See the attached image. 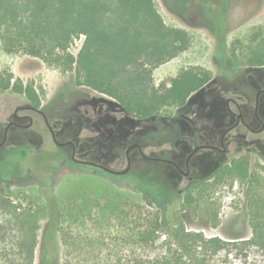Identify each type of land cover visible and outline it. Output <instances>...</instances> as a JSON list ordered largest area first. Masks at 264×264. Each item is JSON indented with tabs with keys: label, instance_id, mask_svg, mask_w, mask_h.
Segmentation results:
<instances>
[{
	"label": "trees",
	"instance_id": "trees-1",
	"mask_svg": "<svg viewBox=\"0 0 264 264\" xmlns=\"http://www.w3.org/2000/svg\"><path fill=\"white\" fill-rule=\"evenodd\" d=\"M82 35L83 45L75 55L70 47ZM0 41L6 53H25L63 72L74 71L77 86L113 98L139 120L186 105L213 77L206 67L194 65L183 68L169 84L154 83V70L191 45L190 34L167 24L155 0H0ZM233 57L242 66L263 67L264 30H256L245 52H234ZM13 78L12 73L0 72V90L25 95L40 105L35 85L20 78L12 82ZM225 182L245 186L251 236L224 239L189 230L177 212L170 213L169 207L180 200L179 192L149 188L141 181L137 185L152 194L159 211H145L121 190L94 198L73 191L65 198L68 206H62V216L58 213L46 229L42 264H59L55 253L59 218L80 220L91 210H97L106 229L117 226L129 232L136 249L130 264H264L262 175L251 169L250 157L244 155L219 168L206 184L212 188ZM204 196L202 186L185 202L193 205ZM30 202L23 207L13 193L0 190V263L35 264L40 221L49 209L44 202ZM203 202L207 212L211 210L209 200ZM213 216L216 221L218 212Z\"/></svg>",
	"mask_w": 264,
	"mask_h": 264
},
{
	"label": "rangeland",
	"instance_id": "rangeland-1",
	"mask_svg": "<svg viewBox=\"0 0 264 264\" xmlns=\"http://www.w3.org/2000/svg\"><path fill=\"white\" fill-rule=\"evenodd\" d=\"M155 2L167 24L183 28L190 34L191 45L188 50L154 70V83L169 84L183 68L194 65L206 67L212 72L213 77L202 90L191 95L185 106L166 108L159 116L148 120L133 118L121 107L116 116V124L109 121L104 127L101 126L102 131L96 126H89V130L83 133L81 138V141L90 144L92 153L88 159L118 170L127 168L126 150L132 143L141 145L143 151L149 155L151 153L161 155L163 149L170 147L172 139L182 131L178 124L187 113L199 111L200 117L196 124L198 129L211 128L212 131L225 129L223 94L230 92L232 95L239 89L250 90L246 82L247 75H250L252 70L249 67L236 66L232 59L233 53L240 55L245 52L252 34L256 30H264V0H155ZM80 39L81 37L76 39L70 47L75 55L79 53L84 42ZM0 72L12 73L14 75L12 82L20 78L25 84H34L40 92L42 102L47 105L59 88L75 81L74 71L63 72L59 68L48 66L42 59L25 53H6L2 49L1 41ZM258 72L261 73L260 70ZM81 88L83 91L81 97L70 96V100L64 101L65 103L62 99L58 100L57 105L60 109L58 113L50 107L53 121L60 120L67 125L66 130L58 135L60 141L77 142L78 129L81 126L80 116L87 114L85 109L79 106L85 97L104 98L118 104L113 98L91 88ZM17 103L19 98L15 93L0 90V116ZM53 103L54 101L51 105ZM214 107L220 108L213 113L211 111L215 110ZM247 111L250 115L251 109ZM89 113L92 121L102 122V119L95 116L96 114ZM260 115L264 120V100ZM196 139L197 143L203 140L199 134ZM50 143L45 145L43 150L26 158L14 152L4 164H0V182L4 176L11 178L22 174L26 177L27 171H30L40 177L46 176L44 186L54 184L53 191L48 194L40 192L37 186H11L9 191L13 193L15 201L21 203L23 207L30 205L32 199L45 204L54 201L52 198L59 201L56 206L51 204L48 215L40 221L35 264H42V246L49 223L56 220L58 213L62 216L64 212L62 206H68V202L64 205L65 200L67 201L65 198L71 197L73 191L79 190L85 193V196L94 198L121 190L145 206V211L149 209L159 211L156 199L150 192L145 191V188L138 186L137 182L142 181L146 187L155 189L166 186H177L179 189L188 183V179L178 178L183 182L181 186L175 185L174 177L177 175L168 176L167 166L160 162H149L145 158L137 157L139 154L137 148L131 151L132 162L129 172L125 175H111L90 165H78L75 161L54 160L49 148L55 150L57 155L65 156L66 152V156L70 157L71 147L68 146L64 152L59 153L58 148ZM177 145L185 148L184 142L178 141ZM242 146L243 155H249L251 169L262 175L264 185V132L249 134ZM185 149V153H188L189 150ZM169 154L173 155L174 152L170 151ZM237 154L239 152L232 148L228 157ZM78 158L83 157L78 155ZM205 165L206 167L210 165L205 180L212 181L214 171L221 167L222 160L220 157L215 160L209 159ZM194 174L196 182L204 181L200 172ZM191 192L179 193L180 200L169 207L170 213L177 212L189 230L203 232L208 237L221 236L224 239L252 235L245 206V186L240 182L234 184L225 182L216 187L204 188L203 200L204 198L205 201L209 200L211 209L208 212L203 200H196L193 205L186 204L185 199ZM215 211L218 212L216 221L213 216ZM171 218L169 214V219ZM58 224L55 253L59 258V264H130V259L136 251L129 232L117 226L106 229L97 210H91V213H86L80 220L71 221V218L67 219L66 216L60 217Z\"/></svg>",
	"mask_w": 264,
	"mask_h": 264
},
{
	"label": "flooded vegetation",
	"instance_id": "flooded-vegetation-1",
	"mask_svg": "<svg viewBox=\"0 0 264 264\" xmlns=\"http://www.w3.org/2000/svg\"><path fill=\"white\" fill-rule=\"evenodd\" d=\"M232 59L236 66L245 67L240 65L233 57ZM249 68H251L252 71L250 75H247L248 80L246 85L250 88V90L239 89L235 90L232 95L230 92V94H223L225 98V129H216L213 131L211 128H207L205 130H203V128L198 129L196 124L198 118L200 117L199 111H197V113H187L185 114L183 120L178 124V127H180L182 131L172 139L170 147L163 149L161 155L153 153L149 155L144 152L147 155L146 157L142 153L143 149L141 145L138 143H132L129 145L126 150L128 171L124 174L112 173L102 167L90 163L93 162L102 164L100 162L88 159L92 153L90 144L86 141H81L83 133L85 134L91 125L96 126L98 130L102 131L103 128L101 126L104 127L109 121L116 124V116L121 110V106L119 104L113 103L104 98L91 99L85 97L86 99L84 98L81 100L79 106L85 109L84 111H86L87 114L85 116H80L81 126L78 129L77 142L72 140L60 141L58 139V135L66 130L67 125L60 120L53 121V113L51 114L50 107H52L55 112L58 113L60 110L57 105L58 100L62 99L64 102L70 100V96H74L75 98L81 97L83 93L81 86H77L75 83L64 85L63 87L59 88V91L48 102V105L44 104L42 99L40 105H36L34 102L29 101L25 95L16 94V96L19 98V103L14 105L11 110L1 113L0 116V164H4L7 158L14 152H18L21 157L26 158L29 155H35L39 151L43 150L45 145H48L50 142H52L50 144H54L58 148L59 153L64 152L68 146L71 147L70 157L66 156V152L65 156L61 154L57 155L55 150H51L49 148L54 160H71L77 162L78 165H90L98 171L109 173L111 175H125L129 172L131 166V151L137 148L139 149V154L137 157L145 158L149 162H160L161 164L167 166L168 176L177 175L174 177L175 185L181 186L183 181L180 179H188V183L179 189L176 188L177 186H166L162 187L163 190L170 189L179 193L192 191L191 193H195L197 190L199 191L202 186L203 188H207L206 183L211 182L205 180V178L208 177L207 172L210 170V165L206 167L205 162H207L209 159L215 160L220 157L222 160L221 167L225 164L231 163L234 159L244 156L242 153V144L247 140L249 134L264 132V120L260 115L261 105L264 100V66ZM253 68L260 70L261 73ZM52 101H54V103L51 105ZM215 101H217V99H215ZM218 108L220 107H214L215 110L211 112H216ZM248 109H251L250 115L247 114ZM89 112L96 114L95 116L102 119V122L97 123L92 121L93 118ZM125 113L130 115L126 111ZM198 134L203 139L199 143H197L198 140L196 139ZM178 141L184 142L186 146L184 145L183 147L189 150L188 153H185V148H182V146L179 147V145H177ZM10 144L11 149H9ZM198 147L200 148L195 151V149ZM232 148L236 149L239 154L229 158L228 154ZM170 151L174 152L175 155H170ZM78 155L83 158H78ZM156 157L160 159H157ZM102 165L107 166L105 164ZM107 167L114 169L110 166ZM216 171H214V175ZM197 172H200L204 181H195L196 176L194 173ZM38 176L39 175L32 174L30 171H27L26 177H24L22 174L11 178L4 176L1 180L2 182H0V190L10 191L11 186H37L40 192L43 191L47 194L52 192L54 184L44 186L46 176ZM16 177L19 179L17 180ZM52 199H54V201H48L46 203L48 208L52 207L51 204H55L56 206L58 203V201H55V198Z\"/></svg>",
	"mask_w": 264,
	"mask_h": 264
},
{
	"label": "water",
	"instance_id": "water-1",
	"mask_svg": "<svg viewBox=\"0 0 264 264\" xmlns=\"http://www.w3.org/2000/svg\"><path fill=\"white\" fill-rule=\"evenodd\" d=\"M199 148H200V147L196 148L195 151L198 150ZM195 151H194V152H195ZM142 153H143V155H145V156L147 157V155L144 153L143 150H142ZM156 158H157V159H160V158H158V157H156ZM90 163H92V164H94V165H96V166L102 167V168H104V169H106V170H108V171H110V172H112V173H120V174H124V173H126V172L128 171V168L125 169V170H114V169H111V168H109V167H107V166H104V165H102V164H99V163H93V162H90Z\"/></svg>",
	"mask_w": 264,
	"mask_h": 264
},
{
	"label": "built area",
	"instance_id": "built-area-1",
	"mask_svg": "<svg viewBox=\"0 0 264 264\" xmlns=\"http://www.w3.org/2000/svg\"><path fill=\"white\" fill-rule=\"evenodd\" d=\"M84 39H85V36H84V35H82V36H81V39H80V41H81V42H83V41H84Z\"/></svg>",
	"mask_w": 264,
	"mask_h": 264
}]
</instances>
